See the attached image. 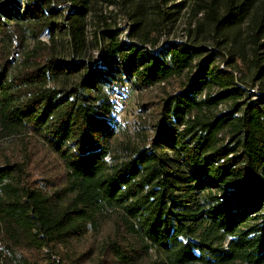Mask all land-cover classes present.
<instances>
[{"label": "trees", "instance_id": "1", "mask_svg": "<svg viewBox=\"0 0 264 264\" xmlns=\"http://www.w3.org/2000/svg\"><path fill=\"white\" fill-rule=\"evenodd\" d=\"M172 1L182 0H154ZM256 1L197 2L213 51L196 42L158 50L133 32L123 42L102 31L94 64L83 61L88 0L73 4L65 27L44 0L0 5V140L19 141L20 153L0 163V264H264V0ZM57 30L69 38L70 62L37 50L43 32L54 45ZM29 37L38 46L24 54ZM73 74L80 82L68 90L49 88ZM172 79L178 89L160 101L149 146L115 150L111 97L129 83L142 92Z\"/></svg>", "mask_w": 264, "mask_h": 264}, {"label": "rangeland", "instance_id": "2", "mask_svg": "<svg viewBox=\"0 0 264 264\" xmlns=\"http://www.w3.org/2000/svg\"><path fill=\"white\" fill-rule=\"evenodd\" d=\"M27 0H22V4H26ZM41 1L42 0H37ZM83 0H44L46 6L55 11V16L52 17L53 23H61L62 26H67L66 18L70 11H72L73 4L80 3ZM199 0H182L177 2H170L168 5L157 8L155 7L154 0H88L87 5L89 11L86 12L83 18V24L85 25V38L86 45L84 48L83 61L91 62L94 64L99 56V51L96 50L94 35H99L100 32H117L121 41H127L128 35L133 32V35L139 39H147V41L156 44V49H162L170 42L175 43H192L196 42L199 46L204 47L206 50L213 51L214 38L207 33L208 29L204 28L203 17L204 13L200 12L196 15L198 6L196 5ZM209 1V0H205ZM8 0H0V5L5 4ZM259 4L261 0L256 1ZM181 6L178 8V6ZM25 6V5H24ZM159 10V11H158ZM161 11V12H160ZM202 25L201 27H199ZM198 27L200 30L197 29ZM245 32V30H243ZM246 34V33H245ZM50 34L44 31L38 38V41L43 44L37 50L47 53V47H51V52L54 53L56 58L61 59L64 62H70L72 60L71 52L69 51L67 38L64 31L55 32V43L52 44ZM136 38L131 39L133 43H136ZM245 38V35H243ZM36 40L29 37L25 47V53H29L36 46H38ZM17 46L15 42L14 47ZM225 47V46H223ZM224 54L223 52H221ZM38 55V53H37ZM25 56V55H24ZM21 57L19 61H16L13 68L15 70L21 66ZM207 55H204L206 58ZM216 65L219 69H224L226 63L221 58H217ZM242 72H245L242 68ZM237 78H240L239 74H235ZM79 75L73 74L68 78H64L62 75L58 77L54 82L48 83L49 88L55 87L69 89L73 84L79 83ZM179 82L172 79L165 84H158L151 89H145L142 92L135 91L131 83L124 86L121 93L113 95L111 102L116 108V114L114 120L119 125L115 131V140L113 143L115 150H127L132 147L146 148L149 146V141L154 139V127L157 124V117L159 111L160 101L167 97L168 94H172L178 89ZM260 86L254 85L253 90H249L253 94L259 92ZM224 110V109H223ZM19 142V141H18ZM17 140L4 139L0 140V163L5 159L11 157H19L20 153L15 147L18 145ZM32 153V150H30ZM33 154V153H32ZM37 167V166H36ZM35 167V177L39 176L41 171ZM97 235V240L93 244V248L98 256V248L101 243L105 241V233L108 229L104 228ZM95 237L90 240L80 242L76 246L77 252L87 250L86 244L93 243ZM82 248V250H81ZM91 264V263H89Z\"/></svg>", "mask_w": 264, "mask_h": 264}]
</instances>
